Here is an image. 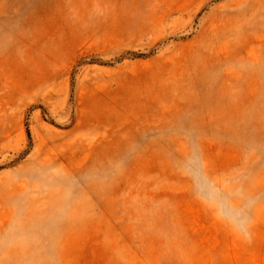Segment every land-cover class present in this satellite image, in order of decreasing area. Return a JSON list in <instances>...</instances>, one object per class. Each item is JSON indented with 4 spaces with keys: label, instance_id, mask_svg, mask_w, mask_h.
I'll list each match as a JSON object with an SVG mask.
<instances>
[{
    "label": "rangeland",
    "instance_id": "374dc122",
    "mask_svg": "<svg viewBox=\"0 0 264 264\" xmlns=\"http://www.w3.org/2000/svg\"><path fill=\"white\" fill-rule=\"evenodd\" d=\"M0 264H264V0H0Z\"/></svg>",
    "mask_w": 264,
    "mask_h": 264
}]
</instances>
